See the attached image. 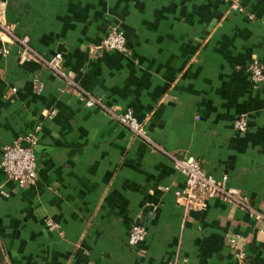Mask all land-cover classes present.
I'll return each mask as SVG.
<instances>
[{
  "label": "crops",
  "instance_id": "1",
  "mask_svg": "<svg viewBox=\"0 0 264 264\" xmlns=\"http://www.w3.org/2000/svg\"><path fill=\"white\" fill-rule=\"evenodd\" d=\"M112 26L128 53L97 47ZM0 47V148L32 131L39 169L25 188L0 173L5 264H264V87L246 71L264 63V0H0ZM127 109L148 139L119 122ZM185 156L245 205L184 212ZM135 222L146 239L131 248Z\"/></svg>",
  "mask_w": 264,
  "mask_h": 264
},
{
  "label": "built area",
  "instance_id": "2",
  "mask_svg": "<svg viewBox=\"0 0 264 264\" xmlns=\"http://www.w3.org/2000/svg\"><path fill=\"white\" fill-rule=\"evenodd\" d=\"M234 7H237V5H234ZM13 40L20 45L19 61L21 63L30 61L32 54L28 37L23 36ZM97 47L105 51L128 53L124 34L116 26L109 28ZM8 52V48L0 47V55H5ZM60 59L61 54L56 53L47 59L46 64L49 68L57 70ZM246 71L254 88L264 87V63L253 59L247 64ZM11 90L15 91V88L12 87ZM38 90H41V86H38ZM98 103L99 99L88 97L84 105L92 107ZM118 120L136 136L148 139L144 126L136 119L130 109L118 116ZM233 127L238 132H244L248 127L246 117L240 115L234 118ZM36 140V134L32 131H27L15 140L13 144H5L0 148V173L5 180L12 181L18 188L34 185L37 181L39 169L34 153ZM21 142H24L25 145H22ZM173 165L184 179V185L179 192V204L184 212H187L190 208L202 206L210 198L228 199L245 205L240 198L239 190L227 184V174H222L219 178H215L204 170L198 159L189 156L181 159L173 158ZM0 193L6 194L4 190H0ZM47 225L50 228L53 227L51 220L47 221ZM145 239L146 231L144 225L141 222L133 223L126 238V245L134 248L142 244ZM233 255L237 260V264H252L245 258L243 251H235Z\"/></svg>",
  "mask_w": 264,
  "mask_h": 264
},
{
  "label": "trees",
  "instance_id": "3",
  "mask_svg": "<svg viewBox=\"0 0 264 264\" xmlns=\"http://www.w3.org/2000/svg\"><path fill=\"white\" fill-rule=\"evenodd\" d=\"M0 264H5L4 256H3L2 252H1V250H0Z\"/></svg>",
  "mask_w": 264,
  "mask_h": 264
},
{
  "label": "water",
  "instance_id": "4",
  "mask_svg": "<svg viewBox=\"0 0 264 264\" xmlns=\"http://www.w3.org/2000/svg\"><path fill=\"white\" fill-rule=\"evenodd\" d=\"M21 144H22V145H25V143H24V142H21Z\"/></svg>",
  "mask_w": 264,
  "mask_h": 264
}]
</instances>
